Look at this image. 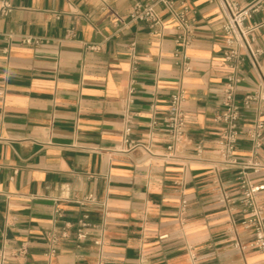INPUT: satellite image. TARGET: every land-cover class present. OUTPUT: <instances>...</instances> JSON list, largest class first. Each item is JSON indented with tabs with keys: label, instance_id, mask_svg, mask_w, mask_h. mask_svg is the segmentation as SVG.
<instances>
[{
	"label": "crops",
	"instance_id": "0c3cea01",
	"mask_svg": "<svg viewBox=\"0 0 264 264\" xmlns=\"http://www.w3.org/2000/svg\"><path fill=\"white\" fill-rule=\"evenodd\" d=\"M7 1L12 10L0 17V254L27 242V254L9 256L10 264H96L95 240L102 235L105 264H192L188 245L197 264H264L252 230L239 224L242 206L221 202L215 190L218 174L229 195L240 194L237 166L221 163L217 154V117L232 72L223 59L218 3L175 0L196 17L191 43L177 56L171 14L161 10L157 29L131 19L134 4L147 0ZM240 3L258 6L245 25L264 19V0ZM27 35L40 43H22ZM251 37L264 73V27ZM238 75L240 99L258 88L259 77L248 59ZM178 91L193 142L183 152L189 159L165 161L129 147L123 140L128 115L132 139L155 154L166 151L165 118ZM257 118L264 112H242L238 159L253 153L246 131ZM197 143L204 146L200 157ZM256 155L264 160V136ZM249 178L262 180L254 172ZM91 192L107 203L105 213L74 201ZM183 200L189 206L181 221ZM258 200L264 215V193ZM87 209L98 227L80 242L71 228L52 255L47 232L75 224Z\"/></svg>",
	"mask_w": 264,
	"mask_h": 264
},
{
	"label": "built area",
	"instance_id": "2783aa9c",
	"mask_svg": "<svg viewBox=\"0 0 264 264\" xmlns=\"http://www.w3.org/2000/svg\"><path fill=\"white\" fill-rule=\"evenodd\" d=\"M209 2H217L219 13L221 16V28L223 39V59L232 68L231 74L223 86V109L217 117L221 123L217 154L220 156V162L237 166L240 194L233 197L228 194L224 188L218 174L214 176L215 190L218 192L219 200L227 205L234 206L236 203L241 205L245 216L240 220L245 228L252 230L254 239L253 247L264 252V215L263 207L258 197L264 193V160L257 157L256 151L261 146L264 136V119L257 118L251 128L246 131V135L253 143V153L247 159H238L235 156L238 141L241 137V115L244 110L255 109L259 113L264 112V73L260 68L259 55L261 50L252 47L251 33L257 29L264 27V19L253 26L245 25V21L251 17L252 13L258 10L256 3L247 6H241L240 0H208ZM12 10V4L4 0L0 4V17L7 16ZM161 10L167 11L175 20L178 29L176 42L178 49L176 55L180 56L183 50L190 45L196 17L191 7L182 2L180 6H176L175 0H147L145 2L138 1L134 4L130 17L132 20L143 21L150 25L152 29L162 26L163 20ZM24 44H39L40 40L34 36L27 35L22 39ZM96 48V46H94ZM245 59H248L252 66L257 70L259 77L258 88L245 94L242 98H238L237 84L240 81L239 72ZM184 70H189L187 61H184ZM184 94L182 91L171 94L169 100V108L165 118V135H166V151L162 154H155L150 146L136 141L131 138L132 126L131 116L126 118V125L123 129V140L129 147H143L152 155H158L165 161H175L180 159H189L183 155L185 149L192 145L191 139L187 136L186 115L183 109ZM197 157H200L204 151V146L197 143L194 147ZM219 168L216 167L218 172ZM259 173L262 180L253 181L249 178V173ZM80 206L85 208H101L102 212H106L107 203L101 200L97 194L91 192L74 199ZM189 203L183 200L179 206V218L185 220ZM237 223L232 221L230 232L237 235ZM75 228V237L77 241H83L88 238L90 230L98 227V223L93 222L90 218L89 209H87L76 221L75 224L66 222L63 226L55 225L46 235V242L49 252L55 255L60 245L66 239L70 238V229ZM167 235H162L161 238ZM100 250V258L96 264H105L102 256L103 237L99 236L95 240ZM235 246L241 251L245 250L244 244L238 240ZM187 251L192 264H197V253L191 245L187 246ZM28 252V243L22 242L18 247L9 249L3 248L0 254V264H10L9 256H25Z\"/></svg>",
	"mask_w": 264,
	"mask_h": 264
}]
</instances>
